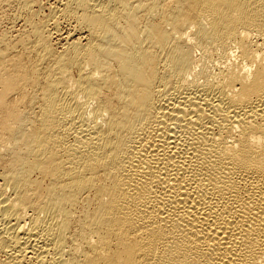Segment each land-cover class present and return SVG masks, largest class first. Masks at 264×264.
<instances>
[{
	"label": "bare ground",
	"instance_id": "6f19581e",
	"mask_svg": "<svg viewBox=\"0 0 264 264\" xmlns=\"http://www.w3.org/2000/svg\"><path fill=\"white\" fill-rule=\"evenodd\" d=\"M0 8V264H264V0Z\"/></svg>",
	"mask_w": 264,
	"mask_h": 264
},
{
	"label": "rangeland",
	"instance_id": "374dc122",
	"mask_svg": "<svg viewBox=\"0 0 264 264\" xmlns=\"http://www.w3.org/2000/svg\"><path fill=\"white\" fill-rule=\"evenodd\" d=\"M5 15L4 14V11L0 8V37H1V34H2V30L6 24V21L4 20L5 19Z\"/></svg>",
	"mask_w": 264,
	"mask_h": 264
}]
</instances>
